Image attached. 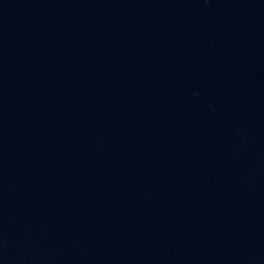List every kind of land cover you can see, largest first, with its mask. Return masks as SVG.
<instances>
[{"label":"water","instance_id":"obj_1","mask_svg":"<svg viewBox=\"0 0 264 264\" xmlns=\"http://www.w3.org/2000/svg\"><path fill=\"white\" fill-rule=\"evenodd\" d=\"M0 264H264V0H0Z\"/></svg>","mask_w":264,"mask_h":264}]
</instances>
